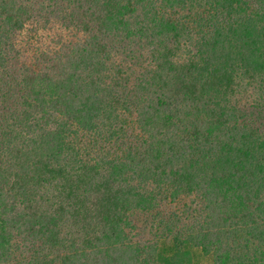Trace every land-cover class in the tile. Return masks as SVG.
<instances>
[{"label":"trees","instance_id":"obj_1","mask_svg":"<svg viewBox=\"0 0 264 264\" xmlns=\"http://www.w3.org/2000/svg\"><path fill=\"white\" fill-rule=\"evenodd\" d=\"M0 264H264V0H0Z\"/></svg>","mask_w":264,"mask_h":264}]
</instances>
